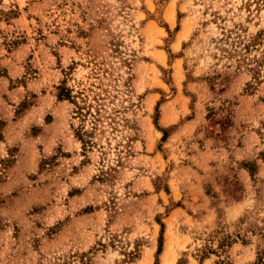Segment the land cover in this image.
I'll return each mask as SVG.
<instances>
[{
  "label": "rangeland",
  "instance_id": "374dc122",
  "mask_svg": "<svg viewBox=\"0 0 264 264\" xmlns=\"http://www.w3.org/2000/svg\"><path fill=\"white\" fill-rule=\"evenodd\" d=\"M256 263L264 0H0V264Z\"/></svg>",
  "mask_w": 264,
  "mask_h": 264
},
{
  "label": "trees",
  "instance_id": "16d2710c",
  "mask_svg": "<svg viewBox=\"0 0 264 264\" xmlns=\"http://www.w3.org/2000/svg\"><path fill=\"white\" fill-rule=\"evenodd\" d=\"M158 107V105L156 106V108ZM156 123V122H155ZM157 125V123H156ZM165 136V135H164ZM250 172L251 174L253 175L254 171L252 169H250ZM161 227H163V224L161 223ZM162 232L163 230L161 229V232H160V236H159V239H158V248H157V251H156V255H158L161 251V245H162ZM260 261V260H259ZM257 264V263H256ZM263 264V263H262Z\"/></svg>",
  "mask_w": 264,
  "mask_h": 264
},
{
  "label": "crops",
  "instance_id": "0c3cea01",
  "mask_svg": "<svg viewBox=\"0 0 264 264\" xmlns=\"http://www.w3.org/2000/svg\"><path fill=\"white\" fill-rule=\"evenodd\" d=\"M8 126V123L5 125V128Z\"/></svg>",
  "mask_w": 264,
  "mask_h": 264
}]
</instances>
